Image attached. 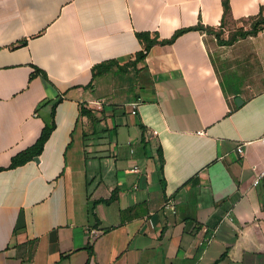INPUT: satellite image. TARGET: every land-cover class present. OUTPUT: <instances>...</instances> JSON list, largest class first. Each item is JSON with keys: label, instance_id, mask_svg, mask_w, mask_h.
I'll return each mask as SVG.
<instances>
[{"label": "crops", "instance_id": "crops-1", "mask_svg": "<svg viewBox=\"0 0 264 264\" xmlns=\"http://www.w3.org/2000/svg\"><path fill=\"white\" fill-rule=\"evenodd\" d=\"M226 1L0 0V264H264V29L225 26L264 0Z\"/></svg>", "mask_w": 264, "mask_h": 264}, {"label": "trees", "instance_id": "trees-1", "mask_svg": "<svg viewBox=\"0 0 264 264\" xmlns=\"http://www.w3.org/2000/svg\"><path fill=\"white\" fill-rule=\"evenodd\" d=\"M231 14V8L229 5V2L225 0L224 2V15L225 18L228 17ZM253 23H252V28L250 30H245L243 28L238 29L237 31L233 32L230 35V41L234 40L237 37H247L249 35H256L260 30L264 29V14L261 13L257 18L253 19ZM202 25H199L197 27H191V28H187V29H181L176 31V33L174 34V36L170 39V40H165V41H159L158 37H154L152 38L151 33L149 32H145V33H137V37L140 40V42L143 45V50L140 51L137 55H136V61L135 63L145 59L146 55L148 54V52L155 46L158 44H171L173 43L179 36H181L183 33L189 31V30H194V29H198L201 28ZM219 36L221 35L220 32L217 33ZM23 44H25V42H22ZM116 62H111L110 64H102L99 65L98 67H96L94 69V77L98 76L99 74L103 73L104 71H106L109 66L111 65H115ZM38 73H41L44 77L47 78V74L44 71L41 70H37ZM63 100V98H59L55 103H54V108H53V112H52V121L51 123L45 126V128L43 129V132L40 136V138L38 139V141L29 149L19 153L18 155H16L15 157L12 158V162L10 165V169H15L18 168L20 166H24L25 164L29 163L30 161L34 160L35 157H39L41 156V154L44 151L45 145L47 143V141L49 140V138L51 137L52 133L54 132V130L56 129L57 125H56V121H55V116H56V107L58 106L59 103H61ZM82 114H87L89 116H92V112L88 111L87 109H85L84 107H82L81 110ZM160 159L163 162L164 161V157H163V152L162 149H160ZM4 170V169H0Z\"/></svg>", "mask_w": 264, "mask_h": 264}, {"label": "built area", "instance_id": "built-area-1", "mask_svg": "<svg viewBox=\"0 0 264 264\" xmlns=\"http://www.w3.org/2000/svg\"><path fill=\"white\" fill-rule=\"evenodd\" d=\"M142 102H143V99L140 97V98L137 99L136 102H134V103L132 104V107H133V111H132V113H133V114H136V113H137V108L139 107V105H140ZM262 142H263V144H264V137L262 138ZM238 150H239V152H242V151H243V146H240ZM263 178H264V170L261 172V174H260L259 177L256 179V181H255L254 184H255V185H258V184L260 183V181H261ZM93 233H95V231H94Z\"/></svg>", "mask_w": 264, "mask_h": 264}, {"label": "rangeland", "instance_id": "rangeland-1", "mask_svg": "<svg viewBox=\"0 0 264 264\" xmlns=\"http://www.w3.org/2000/svg\"><path fill=\"white\" fill-rule=\"evenodd\" d=\"M230 20V19H229ZM253 21V19H250L249 21H247V23H249V22H252ZM229 22H231L232 23V21H229ZM246 21H244V23H245ZM225 26H228V28L230 29V31H231V34L233 33V32H235V31H237L238 29H240V28H243V29H245V28H248L249 30L252 28V26L253 25H237V23H232L231 25H225ZM240 27V28H239Z\"/></svg>", "mask_w": 264, "mask_h": 264}, {"label": "water", "instance_id": "water-1", "mask_svg": "<svg viewBox=\"0 0 264 264\" xmlns=\"http://www.w3.org/2000/svg\"><path fill=\"white\" fill-rule=\"evenodd\" d=\"M35 161H36L37 163H40V159H39V157H35Z\"/></svg>", "mask_w": 264, "mask_h": 264}]
</instances>
